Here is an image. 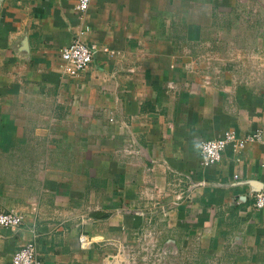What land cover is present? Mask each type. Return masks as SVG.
I'll use <instances>...</instances> for the list:
<instances>
[{
  "label": "crops",
  "instance_id": "0c3cea01",
  "mask_svg": "<svg viewBox=\"0 0 264 264\" xmlns=\"http://www.w3.org/2000/svg\"><path fill=\"white\" fill-rule=\"evenodd\" d=\"M85 28L100 49L67 77L60 52ZM256 130L201 165V140ZM255 189L264 0H95L84 14L75 0H0V213L23 216L0 227V264L32 240L43 264H111L146 231L179 257L204 259L222 238L252 250L264 243Z\"/></svg>",
  "mask_w": 264,
  "mask_h": 264
},
{
  "label": "built area",
  "instance_id": "2783aa9c",
  "mask_svg": "<svg viewBox=\"0 0 264 264\" xmlns=\"http://www.w3.org/2000/svg\"><path fill=\"white\" fill-rule=\"evenodd\" d=\"M76 10L80 14H84L95 0H75ZM88 28L78 31L74 39L61 50V72L67 77H78L85 71L93 61L95 55L99 51L96 44H87L82 40V36L86 34ZM103 51H108L104 48ZM169 88L173 85L168 84ZM262 134L260 130H256L244 136H238L233 131H226L221 137L214 139L201 140L198 144L200 153V162L203 167H208L218 163L224 150L231 147L234 152L243 151L249 144L261 140ZM122 152L127 155L138 153L132 146L125 147ZM187 182V177L177 174L169 184V190L178 192L177 197L183 198V188ZM251 201L253 208L257 210L264 209V190L255 189L247 197ZM246 199V197H244ZM238 202V200H237ZM239 203V202H238ZM23 223V216L14 211L0 213V227L18 229ZM147 232V231H146ZM149 233V232H148ZM150 236L144 235L146 238H154L153 233ZM131 249V247H129ZM11 264H43L38 256L36 244L32 240L20 247L12 256Z\"/></svg>",
  "mask_w": 264,
  "mask_h": 264
},
{
  "label": "rangeland",
  "instance_id": "374dc122",
  "mask_svg": "<svg viewBox=\"0 0 264 264\" xmlns=\"http://www.w3.org/2000/svg\"><path fill=\"white\" fill-rule=\"evenodd\" d=\"M144 235L150 236L148 232ZM232 239L223 243L222 238L221 243L210 245L206 257L201 259L193 256V248H187L179 257L171 242H158L154 236L126 249L111 264H264V243L250 250L237 242L238 238Z\"/></svg>",
  "mask_w": 264,
  "mask_h": 264
}]
</instances>
